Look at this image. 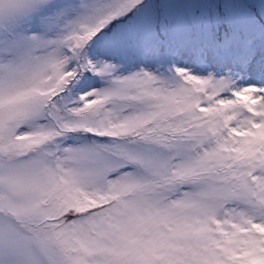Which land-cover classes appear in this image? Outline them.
<instances>
[{"label": "snow or ice", "instance_id": "snow-or-ice-1", "mask_svg": "<svg viewBox=\"0 0 264 264\" xmlns=\"http://www.w3.org/2000/svg\"><path fill=\"white\" fill-rule=\"evenodd\" d=\"M0 264H264V0H0Z\"/></svg>", "mask_w": 264, "mask_h": 264}]
</instances>
